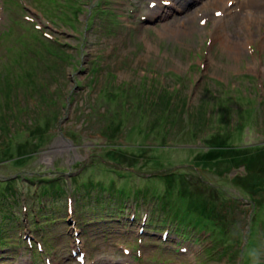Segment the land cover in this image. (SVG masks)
<instances>
[{"label": "rangeland", "instance_id": "1", "mask_svg": "<svg viewBox=\"0 0 264 264\" xmlns=\"http://www.w3.org/2000/svg\"><path fill=\"white\" fill-rule=\"evenodd\" d=\"M225 1L234 7L223 14ZM235 1L0 0V88L8 75L7 89L0 91V191L16 187L17 193L0 192V223L9 237L0 246V264H264V205L256 206L252 190L233 184L244 180L245 166L208 169V148H199L208 129L196 130L197 116L212 110L219 115L226 105L237 110L260 104L258 125H229L226 135L232 147L264 142V5L258 11L248 0ZM221 19L224 30L216 22ZM219 32L231 40L217 38ZM129 87L135 97L143 91L125 102L131 116L114 100ZM166 89L173 96L170 113L179 112L178 105L186 108L175 114L181 120L176 125L156 127L152 122L162 114L149 116L147 100ZM236 120L237 114L229 117ZM251 169L264 177L263 163ZM182 172L189 185L204 181L210 197L221 196L216 204L199 206L197 193L182 185ZM42 178L67 182V196L39 197ZM89 181L152 187L155 198L141 208L131 201L126 219L133 210L137 217L130 222L87 226L74 212V189ZM175 201L214 221L224 212L229 221L216 232H230L242 243L215 246L209 226L192 223L180 231L179 220L169 224L167 213L153 214ZM46 205L55 221L41 217L38 209ZM153 218L156 224H149Z\"/></svg>", "mask_w": 264, "mask_h": 264}, {"label": "trees", "instance_id": "2", "mask_svg": "<svg viewBox=\"0 0 264 264\" xmlns=\"http://www.w3.org/2000/svg\"><path fill=\"white\" fill-rule=\"evenodd\" d=\"M107 13V11H106ZM4 90V88H0V91ZM118 92L119 96H117L115 100V104L120 106L121 112L124 111V113L127 116H131V111L125 107V102L131 99H136V97L140 96L143 91H140L136 97L131 94V87L127 89H122L119 90ZM137 91V90H136ZM147 92H151V90L146 89ZM173 91H178L177 88L173 89ZM138 92V91H137ZM167 92L169 94H167ZM172 91L166 89L162 93H158L153 96V99L147 100V109H148V115L150 116L153 113H161L162 115L159 116L160 119L154 120L152 124H154L156 127L158 124H164L168 123L170 126L171 125H176L180 120L179 118L176 117V113H181L184 109L185 111V106L179 107L178 109L179 112L170 113L169 110H174V102L171 101L173 99V96L171 95ZM8 100V96H6ZM243 98H247L243 96ZM112 100V99H111ZM250 100V99H249ZM113 101V100H112ZM264 103V102H263ZM259 105L256 104H249L245 108L242 109H231L230 105H226L225 107L227 109L223 110L219 115H218V110L217 111H211L208 114H204L200 117L199 123H197V129L196 130H202L204 128L208 129V132L206 133L205 136L201 137V143L202 146L199 148H208V154L206 157L210 160H213L211 166L208 168H220L221 164H228L230 162L233 163V166L239 170V168H244V175L242 176L244 180L237 181L233 183L235 187L237 188H243L245 191L249 192L252 190V193L255 195L254 199L256 200V206L260 204L262 207L264 203H262V198L260 193L263 191L264 193V177L258 173L257 171L251 169V165L255 163H263V168H264V142L262 143H244L242 145H238V147H232L230 144H228L230 135H226L227 133V128L229 125H258V122H254L256 118V112L259 108ZM7 109L9 108L8 105L6 107ZM135 109L136 112L141 109V105L137 103V100L135 101ZM235 110V112H234ZM5 111V108H4ZM186 113V112H184ZM189 113V112H188ZM233 114H237V120L235 122H230L229 117ZM198 115V114H197ZM148 116V117H149ZM147 117V118H148ZM185 118L184 116H181ZM140 119H145V112L143 114H140ZM193 118V117H192ZM3 127L6 126V117L2 118ZM193 123V122H190ZM190 126V125H188ZM259 127V126H258ZM190 128V127H189ZM195 128V127H194ZM257 128V127H256ZM193 129V127H192ZM213 130V131H211ZM256 130V129H255ZM196 133L193 132L192 136H195ZM110 148V147H109ZM120 150L121 148H116ZM231 150L235 153V155H225L226 152L225 150ZM210 151H216L211 153ZM117 152V151H115ZM219 158V159H218ZM196 162L198 165H201V159L199 157L196 158ZM243 171V170H242ZM242 171H239L242 172ZM13 178L9 179L7 183L13 182ZM62 179H47V178H42L37 180L39 182L40 189L37 187L36 192L39 197H41V194H47L51 196V199L54 201L59 200L60 197L62 196H67L66 194V187H67V182L65 183V186L61 183ZM66 181V180H65ZM181 183L182 185H186V183L189 185L188 181V174L182 172L181 173ZM202 185H197L196 187H193L192 185H189L196 193H197V198L200 200L198 203L199 206H207L210 204H216V198L221 197L219 195H215L210 197L205 189H204V181H202ZM200 183V184H201ZM166 184H169L168 182ZM202 186V188H201ZM44 187V188H43ZM152 188V187H151ZM151 188L149 189L148 187L146 189H132V188H127L126 186H121L117 187L115 182H112L109 185H106L102 182H94V181H89L86 183H83L79 185V188L74 189V195L78 200V205H77V210L74 212L79 213L78 215L80 216V223H85L87 226L93 223H105L108 220H115V222H130V217L129 219H126V216L130 212V202L134 201L135 206L141 208L143 205H149L151 200L155 198V191H152ZM254 188V189H252ZM46 189V190H45ZM11 191L12 195H17L16 193V187L15 188H7L2 192L4 195H7L9 193L8 191ZM221 190V188H220ZM80 202V203H79ZM85 204L89 205V208L84 209ZM169 208H153V214L156 215L158 213L161 214H168L170 221H178L180 222V226L184 224V227L189 225V224H194L198 227L202 228H212L214 230L213 232L210 233V235L213 234L212 241L214 242L215 246L219 244H225L229 243L231 241H235L239 244L242 243V239H234L233 235L229 232L224 231L222 232H216L217 230L220 229L221 226L226 225V222L229 221L228 216L226 214L221 213L219 214L218 221H214L213 219H208L207 217H204L202 215H195L188 213L185 208H183V205H191L188 202H173V203H168ZM225 205V204H224ZM189 208V207H188ZM39 213L41 214V217L46 220L55 221V217L53 215H49L48 213V206H44V208H39ZM259 210V209H258ZM47 211V212H46ZM257 212V211H256ZM68 213V212H67ZM137 215V214H136ZM55 216V215H54ZM255 218L253 220L257 219L256 213L253 215ZM4 217H7L8 219H12L11 215L5 214ZM161 219V217H159ZM155 218L149 219V224H156L154 223ZM36 222V221H35ZM4 224L0 223V246H6L7 245V239L9 238L6 236V231L5 228H3ZM38 223H35V226H38ZM178 226V225H177ZM39 227V226H38ZM42 229V227L40 226ZM180 230V229H177ZM248 248L253 247L254 243L249 240ZM252 249V248H251ZM239 251L241 254L243 252V248L238 247L235 249L236 251ZM249 251V250H248ZM244 252L243 256H246L247 252ZM222 254H226L223 252ZM243 264V262H242Z\"/></svg>", "mask_w": 264, "mask_h": 264}, {"label": "bare ground", "instance_id": "3", "mask_svg": "<svg viewBox=\"0 0 264 264\" xmlns=\"http://www.w3.org/2000/svg\"><path fill=\"white\" fill-rule=\"evenodd\" d=\"M233 3H235L236 1L235 0H231ZM154 2H159V5H161V0H154ZM229 3H230V1H225L221 6L222 7H220L219 9L220 10H222V12L224 13V14H226V13H228V12H231L232 11V9H233V7L231 6V7H229ZM245 2H242V4H244ZM247 4H250V5H252V6H254L255 8H257L258 9V11H262V9L261 8H263V5H264V2H263V0H248V2H247ZM233 5V4H232ZM250 5H248V7H250ZM181 7H183V6H181ZM214 8H216V7H214ZM252 8V7H251ZM219 9H216V10H219ZM160 8L159 9H156V14L159 16V14H160ZM155 14V13H154ZM193 15V14H192ZM224 21V19H221V20H219V21H216L217 22V25H218V29H221V30H224V28H225V21ZM176 29H177V31L179 32V31H181V26L179 25V24H177L176 25V27H175ZM223 28V29H222ZM219 30H217V32H218ZM216 32V33H217ZM263 39H264V35H262L261 36ZM217 38H220V39H223V40H225V41H229V40H231V38L230 37H228L226 34H225V32H219L218 33V35H217ZM235 48L236 49H239L240 48V46L239 47H237V43L235 44Z\"/></svg>", "mask_w": 264, "mask_h": 264}]
</instances>
